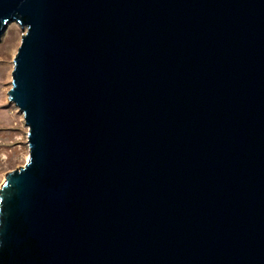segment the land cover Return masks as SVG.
Returning <instances> with one entry per match:
<instances>
[{
    "label": "water",
    "instance_id": "1",
    "mask_svg": "<svg viewBox=\"0 0 264 264\" xmlns=\"http://www.w3.org/2000/svg\"><path fill=\"white\" fill-rule=\"evenodd\" d=\"M13 22L0 264H264V0H0Z\"/></svg>",
    "mask_w": 264,
    "mask_h": 264
},
{
    "label": "rangeland",
    "instance_id": "2",
    "mask_svg": "<svg viewBox=\"0 0 264 264\" xmlns=\"http://www.w3.org/2000/svg\"><path fill=\"white\" fill-rule=\"evenodd\" d=\"M23 27L17 22L0 36V189L6 174L26 165L29 155V128L24 115L9 101L14 59L21 46Z\"/></svg>",
    "mask_w": 264,
    "mask_h": 264
}]
</instances>
